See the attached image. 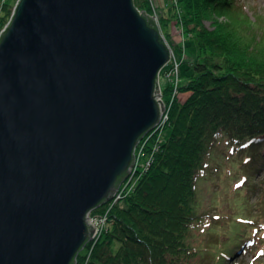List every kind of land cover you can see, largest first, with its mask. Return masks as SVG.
<instances>
[{"label": "water", "instance_id": "obj_1", "mask_svg": "<svg viewBox=\"0 0 264 264\" xmlns=\"http://www.w3.org/2000/svg\"><path fill=\"white\" fill-rule=\"evenodd\" d=\"M170 61L134 0H19L0 38V264H76L161 124Z\"/></svg>", "mask_w": 264, "mask_h": 264}, {"label": "trees", "instance_id": "obj_2", "mask_svg": "<svg viewBox=\"0 0 264 264\" xmlns=\"http://www.w3.org/2000/svg\"><path fill=\"white\" fill-rule=\"evenodd\" d=\"M17 1L0 0V38ZM134 4L146 16L159 14L161 34L181 63L189 47H195L198 56L181 71L183 82L175 97L171 84L162 89L169 105L164 127L170 135L160 145L143 148L149 165L142 175V170L138 172L134 193L112 203L110 215L111 204L91 214L108 213L112 225L87 264H201L202 253H217L191 241L196 230L204 231L207 225L206 217L198 213L202 203L198 186L211 177L214 149L225 142L233 157H244L252 165L264 160V40L255 36L256 30L260 32L256 25L263 26L264 20L251 22L244 6L233 0H178V5L167 7L170 17L166 8H155L151 0ZM205 22H211V30ZM181 28L188 35L183 47L174 42ZM154 137L142 139L141 146ZM241 232L232 251L252 242L251 237L238 241ZM230 256L231 252H222L219 257ZM80 257V264H85L86 255Z\"/></svg>", "mask_w": 264, "mask_h": 264}, {"label": "rangeland", "instance_id": "obj_3", "mask_svg": "<svg viewBox=\"0 0 264 264\" xmlns=\"http://www.w3.org/2000/svg\"><path fill=\"white\" fill-rule=\"evenodd\" d=\"M233 1H235L236 4L244 6V14L251 22L260 23L262 18L264 20V0ZM151 2L155 8L161 10L166 8L165 11L168 17H170L171 14L168 12L167 7L173 6V3L178 5V0H151ZM227 4L231 6L230 2ZM179 7L180 6H177V15H180L182 12ZM151 17L156 18L159 22L160 16L156 11ZM223 20L225 21V19ZM205 26L207 29L211 30V22H205ZM256 26L260 31H255L257 40L259 37H262L264 40V25L257 24ZM4 29L5 28L2 29L1 33ZM180 33L181 34L174 37V42L180 47H183L182 43L185 40L184 37L188 35L183 28H181ZM167 43L169 44L168 41ZM171 50L175 54L173 47H171ZM197 56L198 52L195 47L192 46L185 49L183 63L177 60L180 62V73L182 70L184 71L190 67L191 63L196 61ZM176 57L179 59L178 56ZM163 71L160 74L159 85L162 89H165L170 85V80ZM181 81L183 82L182 79ZM168 131L166 127L161 128L157 132L156 130L152 131L146 138L153 136L155 132L156 134L154 136L157 137L153 138L152 143L147 144L148 141L144 143V147L146 146L147 148L149 145L156 146L159 142L166 141L170 135ZM228 146L225 142H222L214 149L211 160V164H214V167L211 177L203 178L204 180H202L199 184L200 186H198L199 196L202 200L198 213L199 216L206 217L207 225L205 227L202 225L204 231L196 230L197 235L191 241H193L192 244L196 245L201 250L209 251V249H213L217 252L211 253V255H207L205 252V254L202 253L203 263L201 264H264V160H262L261 163H256L257 165H252L250 162H247L244 157L241 159L236 157V154L234 157L230 155ZM158 148L159 146L157 150ZM143 158L144 160L139 158V162H141L139 165H141L142 170L141 175L147 170L149 162L145 161V157ZM138 175L139 174H137V176ZM208 175L209 174H207V176ZM137 179L138 177H136V181L134 179L129 183L133 185L136 182L134 186L135 189L139 183ZM127 183L128 180L122 185H126ZM120 192L121 189L119 190V193ZM127 193L132 195L130 192ZM104 206L106 207L107 204ZM111 210L112 207H110L108 213ZM109 215L107 223L110 220ZM108 224L112 225L111 222ZM110 225L106 227V225L103 224V231H100L101 236L109 231ZM240 231H242L243 237H240L238 241H243V238L247 239L251 237L252 242L249 241L244 244L241 249L237 248L232 251L231 247L237 240H235V238ZM100 239L96 241V243H98ZM222 252H231L230 258L227 260L219 257Z\"/></svg>", "mask_w": 264, "mask_h": 264}, {"label": "built area", "instance_id": "obj_4", "mask_svg": "<svg viewBox=\"0 0 264 264\" xmlns=\"http://www.w3.org/2000/svg\"><path fill=\"white\" fill-rule=\"evenodd\" d=\"M157 23L159 25L158 20H157ZM168 46H169V44H168ZM169 48H170V46H169ZM170 50H171V48H170ZM177 60H180V59H177V57L175 56V54L171 50V61H170L169 65H168V67L166 69L165 75L169 78L170 84L173 86V90H174L173 97H175L177 95L178 87L181 84L180 69H179L180 62H178ZM160 100L165 104L166 110H169V105L165 101V98L163 96L162 89H161V97H160ZM167 120H168V112H166L163 115L161 124H160V126L158 128H156V132L159 131L161 128L164 127V125H165V123H166ZM156 132L153 134V136L156 134ZM153 136H151V137H153ZM141 145L142 144L140 143L138 145V147L136 148V151H135V164L130 169V176L128 178V183L126 185H121V187H120L121 192L119 193V191H118L116 197L112 200V202L110 204H112V203H114V204L119 203L120 201H122V200H124V199L127 198L126 196L129 195L127 192H130V193L133 192V189H134V186L136 185V182L133 185H130L129 183H130V181H133L134 179L136 181L137 174L141 170V165H139L141 162H139V158L143 160L142 152H143L144 144H143V146H141ZM137 165H139V166H137ZM148 165H149V162H148ZM137 181H138V179H137ZM124 186H130V189H126V188H124ZM112 206L113 205H111V207ZM107 220H108V213H106V214L105 213L104 214H100V215H97L95 217H93V216L90 215L91 224L97 230L96 235H94L95 243H96V241H98L100 239V236H101L100 231L101 230L103 231V227H104L103 224H105L106 227H107V225H110V224H108V223H110V220L108 221V223H107Z\"/></svg>", "mask_w": 264, "mask_h": 264}, {"label": "bare ground", "instance_id": "obj_5", "mask_svg": "<svg viewBox=\"0 0 264 264\" xmlns=\"http://www.w3.org/2000/svg\"><path fill=\"white\" fill-rule=\"evenodd\" d=\"M166 112H168V114H169V110H166ZM165 112V113H166ZM129 176H130V174H129ZM129 176L127 177V179L124 181V182H126L127 180H128V178H129ZM124 182H122V184L124 183ZM121 184V185H122ZM124 188H126V189H130V186H124ZM134 191H135V188L133 189V192L132 193H134ZM101 238L103 237V236H100ZM96 244L97 243H95V240H94V237H91L87 242H86V244L84 245V247L81 249V251L77 254V257H76V264H80V263H82L81 262V255H86V261H85V264H87L88 263V261H89V259H90V255L94 252L93 250H94V247L96 246ZM88 252H89V256H88Z\"/></svg>", "mask_w": 264, "mask_h": 264}]
</instances>
